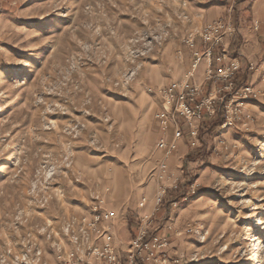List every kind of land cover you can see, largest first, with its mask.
<instances>
[{
  "label": "rangeland",
  "instance_id": "rangeland-1",
  "mask_svg": "<svg viewBox=\"0 0 264 264\" xmlns=\"http://www.w3.org/2000/svg\"><path fill=\"white\" fill-rule=\"evenodd\" d=\"M210 3L0 0V264H58L81 252L74 236L94 201L115 213L126 250L140 199L154 201L177 176L196 193L168 189L151 228L169 238V264H264V1L227 12L236 87L260 94L230 127L215 129L220 113L201 121L197 147L178 117L179 173L157 146L173 129L155 119V90L185 79L186 39L203 45ZM162 163L171 177L159 180Z\"/></svg>",
  "mask_w": 264,
  "mask_h": 264
},
{
  "label": "built area",
  "instance_id": "built-area-1",
  "mask_svg": "<svg viewBox=\"0 0 264 264\" xmlns=\"http://www.w3.org/2000/svg\"><path fill=\"white\" fill-rule=\"evenodd\" d=\"M219 1V0H203ZM229 3V12L238 0H224ZM236 28L231 21L218 19L205 26L199 33L203 43V49H196L195 35L189 34L186 42L193 49V67L204 59L211 65L213 62L223 63L226 60V48L224 36H232ZM218 49L216 54L214 51ZM240 69L237 59L231 61L223 68L213 73L207 70L205 80H220L222 85L217 86L213 92L204 93L200 85L191 82V74L188 73L182 81L172 82L166 87L155 90L159 97L161 109L155 114V119L162 131L173 129L172 139H161L158 148L164 151L165 158H169L176 149V141L183 137V131L176 119L179 117L185 124L191 137V147H197L201 143L200 124L205 119L221 115L223 122L221 129L230 127L245 110V101L255 98L260 90H255L250 85L236 87L234 75ZM264 80V77L263 79ZM218 142L223 143L221 138ZM159 180L168 179L171 173L165 163L160 164L157 172ZM184 187L188 194L196 193L197 184L182 177H175L172 185L160 188L154 198L153 212L150 215L139 218L135 235L129 241L126 250L122 249V242L118 240L115 230V213L106 210L100 202L94 201L90 206L89 217H84L74 239L80 245L81 252H71L67 258H60L58 264H169L170 258L165 254L169 246V238L151 228L155 221V213L164 205L167 190ZM189 195V196H190ZM147 204V199L142 197L139 206ZM178 201L169 203L175 208ZM170 226H168L169 228ZM83 244V247L81 246Z\"/></svg>",
  "mask_w": 264,
  "mask_h": 264
},
{
  "label": "crops",
  "instance_id": "crops-1",
  "mask_svg": "<svg viewBox=\"0 0 264 264\" xmlns=\"http://www.w3.org/2000/svg\"><path fill=\"white\" fill-rule=\"evenodd\" d=\"M264 0H238L235 3V8L238 7H245V5H247L246 3H248L251 6V10L252 13L254 11L255 8V4L256 3H262ZM210 11H209V16H206V21H205V26H207L208 24H210L211 22H213L214 20L219 19L221 16L225 17L226 20H228L227 18V12H229V3L227 1L224 0H219V1H215L210 3L209 5ZM230 21V20H229ZM254 23H257L259 20L258 19H253ZM203 29V28H202ZM238 31L241 32L240 28H238ZM246 32V31H245ZM224 43L225 45H227L226 48V60L223 63H216L213 62L211 65L208 64V62H206L204 59H201L197 65H195L193 67V62H194V56H193V50H192V56L189 58V64L191 66V68L189 69V71L187 72L191 74V82L194 83L195 85H200L201 88L205 91H210L213 92L215 90V88L217 87V85H219L221 83L220 80H216V81H211V80H207V84H206V72L207 70H212L213 73L217 72L218 70H220L221 68H223L225 65L229 64L231 61L235 60L236 58H239V56H235L232 55V43L231 40L228 36H224ZM197 49V48H196ZM203 49V45L200 46L199 50ZM217 51H219L218 49H216L214 51V54L217 53ZM242 55V54H240ZM176 147H177V151L171 155L168 158V162H169V166L171 167V169H173V171L179 173L178 170V165L177 162L182 159L186 153V148H185V140H177L176 141ZM179 177V176H177ZM147 199V198H146ZM153 204L154 201L152 200V198H148L147 199V204L143 207L137 206L136 209L134 210L135 213H137V215L139 217L142 216H146V215H150L153 212ZM120 222V229H122L124 237L126 238L128 235V231L125 230L124 226L127 225L126 220H119Z\"/></svg>",
  "mask_w": 264,
  "mask_h": 264
},
{
  "label": "trees",
  "instance_id": "trees-1",
  "mask_svg": "<svg viewBox=\"0 0 264 264\" xmlns=\"http://www.w3.org/2000/svg\"><path fill=\"white\" fill-rule=\"evenodd\" d=\"M222 122H223V118L221 116H218L213 122V126L215 127V129L220 128Z\"/></svg>",
  "mask_w": 264,
  "mask_h": 264
}]
</instances>
